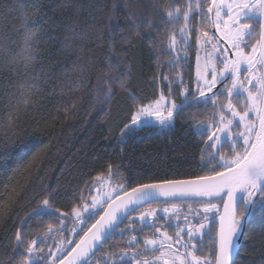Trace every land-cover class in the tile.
<instances>
[{
  "label": "snow or ice",
  "instance_id": "6c2138e0",
  "mask_svg": "<svg viewBox=\"0 0 264 264\" xmlns=\"http://www.w3.org/2000/svg\"><path fill=\"white\" fill-rule=\"evenodd\" d=\"M83 7L89 19L74 24L73 35L79 28L83 38L93 36V42L101 48L107 47L108 51L92 59L108 68L115 59L121 69L118 77H104L105 86L96 91L94 98L101 104V110L115 96L113 84L126 91L132 88L129 80L135 65L130 54L141 26L151 36L161 25H181L179 39L185 48L177 49V35L171 34L169 66L184 58L182 52L186 56L191 17L198 14L210 29L214 27L215 33H219L217 36L203 31L197 37V43L203 40L205 45H211V51L204 49L207 59L202 70L198 51L195 90L189 93L184 87L181 92L186 99L191 96V100L205 110L211 107V116L193 122L190 127L194 133L206 137L200 162L210 168L212 174L191 180L141 183L130 192L125 191L124 199L117 194L116 199L121 202L115 207L114 201L108 203L111 194H105L103 202L108 203V208L104 215L83 232L70 251L62 240L55 242L57 233L68 230L61 217L69 214L49 209L50 202L44 199L41 206L33 208L20 221L21 225L33 216L59 213V227L54 229L48 224L43 236L32 239H27L20 227L15 228L12 255L7 261L0 259V264H65L66 261L67 264H88L90 258H95L94 264H235L233 253L241 237L249 242L260 241L261 246L254 251L260 256L258 264H264V0H165L163 5L158 0H128L119 7L124 10V20L133 35L121 36V46L129 47L120 56L114 52V43L124 30L108 14L117 7L115 0L111 8L104 0H88ZM42 8V0H0V146L5 151L23 130L19 108L33 107L37 104L36 98L46 91L69 99L81 86L92 92V70L88 66L91 60L76 62L71 68L59 62L45 65L44 61L52 57L43 54L42 42L47 43L46 35L48 40H52V36L46 34L37 19L43 15ZM17 13L19 15H15ZM213 13L214 16L210 15ZM97 16L107 18L108 24L101 23ZM59 72L64 73L63 78L57 75ZM155 80L153 77V82ZM163 80L168 82L171 92L172 80L169 76H164ZM218 84L222 89L213 92ZM177 86H182V80ZM129 95L135 99L134 93L129 92ZM221 97H226V103L221 102ZM241 98L243 104L237 109ZM71 106L76 107L75 103ZM189 106L174 101L169 105L167 97L161 94L154 107H137L130 123L124 124L122 135L142 130L153 117L161 127H171L175 117ZM36 111L43 109L37 106ZM226 146L227 153L223 151ZM224 196L227 197L223 201L224 212L218 218L210 216L218 210L213 199ZM188 197L196 198L198 208L188 204L186 214L181 215L183 202ZM177 200L181 203H176ZM154 202L162 206L139 211L145 204ZM100 203V199L93 196L92 204H84L82 211L72 208L71 214L76 218L72 223L85 225L96 215L92 209ZM134 212H139L136 220L132 219ZM173 219L178 223L174 226V234L169 235L161 221L173 227ZM216 219L218 227L213 223ZM124 220L129 222L121 228ZM146 228L152 232L151 237L144 235ZM71 231L78 234L75 227ZM117 233L123 247L108 251L109 246H114L110 242L115 240ZM206 242L211 252L197 255L203 253ZM72 243V240L67 242ZM21 247L23 258L17 261Z\"/></svg>",
  "mask_w": 264,
  "mask_h": 264
},
{
  "label": "trees",
  "instance_id": "16d2710c",
  "mask_svg": "<svg viewBox=\"0 0 264 264\" xmlns=\"http://www.w3.org/2000/svg\"><path fill=\"white\" fill-rule=\"evenodd\" d=\"M87 2L88 0H42L43 15L37 19L39 24L43 25L46 34L52 36V40H48L46 35L47 43L42 42L43 54L52 57L51 60L44 61L45 65L59 62L71 68L76 62L91 60L88 66L92 70L93 88L89 93L81 86L73 92L71 99L46 91L43 96L36 98L37 104L33 107L27 110L19 108V122L23 125V130L9 144L6 151L0 146V259L5 261L12 255L15 228L20 227V221L33 208L41 206L44 199L49 200V209L53 211L59 209L60 213L69 214L61 217L66 221L68 230L62 234L57 233L58 238L55 242L62 240L70 251L75 243L79 242L83 232L99 218L105 207L104 204L95 211L96 215L81 226L83 231L80 227L78 234L71 239V229L76 226L72 223L75 221L74 215L71 214L72 208L80 210L84 204L89 203L94 196L93 187L98 179L109 178L114 185L121 188L118 193L121 195L141 183L191 180L212 174L210 168L204 167L200 162L201 149L204 147L203 141L206 137L194 133L190 127L193 122L204 121L211 116V107L205 110L202 105L195 104L191 96L186 99L185 95H181L184 87H187L189 93L195 90V64L200 44L203 42L200 40L198 44L197 37L203 31L212 34L207 21H202L198 14L190 18L191 35L185 49L186 56L182 52L184 58L173 66H169V61L172 60L168 49L169 39L171 34L176 33L177 49L185 48L179 39L181 25H161L160 30H153L151 36L148 35L146 28L141 26L130 54L135 65L129 80L132 88L126 91L120 89L118 84H113L115 96L101 110V104L94 98L96 91L105 86L104 77H118L121 69L115 59L111 68L92 59L102 57L108 51L107 47L101 48L93 42V36L83 38L79 28L75 29L77 34L73 35L74 24L89 19L83 7ZM126 2L128 0H115L117 7L108 13L124 30L115 39L116 56L122 55L129 47L121 46V36L133 35L128 31V24L124 20V10L119 7ZM158 2L163 5L165 0ZM104 3L111 8L113 0H104ZM97 19L104 25L109 22L103 16H97ZM57 75L63 78L64 73L59 72ZM164 76H169L173 82L171 92L168 82L163 80ZM153 77L156 78L155 82ZM180 80L182 86L178 87L177 83ZM217 89H222V85L219 84L213 92ZM129 92L134 93L135 99ZM161 94L171 98L176 104L184 103L191 106L177 115L173 126L167 130L142 128L134 134L122 135L124 124L130 123L131 114L137 107L157 100ZM221 102L226 103V97H221ZM233 102L235 103V100ZM73 103L76 105L75 108L71 106ZM242 104L241 98V103L236 104L237 109ZM37 106L43 111H36ZM223 151L228 152L227 146ZM222 201L223 199L212 201L217 204L218 210L210 213V216L218 217ZM188 204L198 208L195 201H184L181 215L186 213ZM150 205L139 211H145L147 207L162 206L157 203ZM138 215L139 212H135L132 219L135 220ZM57 216L59 213L53 216H33L24 225L22 232L27 239L43 236L48 224H52L54 229L59 227ZM216 220L213 223L217 227ZM128 222L127 220L121 228ZM176 223L178 222L175 221ZM175 224H172L173 227L164 226L168 229L169 235L174 233ZM144 235L151 237L152 232L146 228ZM139 238L143 239L142 236ZM68 240H72L73 243L67 244ZM205 240L207 241V237ZM110 245L114 246H109L108 251L123 247L118 233ZM260 246L259 240L249 242L243 238L234 259L235 264H258L260 256L254 249ZM19 252L21 255H17V261H22L23 247ZM210 252L211 248L206 242L203 253L197 255ZM211 258L208 256V259ZM94 259L92 258L88 264H94Z\"/></svg>",
  "mask_w": 264,
  "mask_h": 264
},
{
  "label": "rangeland",
  "instance_id": "374dc122",
  "mask_svg": "<svg viewBox=\"0 0 264 264\" xmlns=\"http://www.w3.org/2000/svg\"><path fill=\"white\" fill-rule=\"evenodd\" d=\"M216 35L219 36V33H216ZM205 48H208V50L211 51V45H205L204 42H201L200 48H199L201 70L203 68V65H204L206 59H207V55H206V53L204 51ZM217 67L219 68L220 66L218 65ZM197 71H198V68H197V59H196V64H195V84H196V78H197ZM209 79H210V77H209ZM155 101H153V102H151V103H149L147 105H152L154 107L155 106ZM184 101H186V100H184ZM171 102H173V100L171 98L167 97V103L170 105ZM162 103H164V102H162ZM147 105H145V106H147ZM142 128H155V129H157L159 131H164V130L169 129L170 127H161L158 123H156L155 117H153V118L150 119V121L147 122V126H142ZM120 190H121V188L116 186V185H114L109 178L98 179L96 181V183L94 184L93 193H94V196H96L98 199H100L101 203L98 204L96 206V208L92 209V211L95 212V211L99 210L102 207V205L108 204L109 202H111L114 199L115 195H117L120 192ZM105 194H111L112 199L109 200L108 203H104L103 202L104 199L106 198ZM92 202H93V198L89 201L88 205H91ZM148 209L149 208H147L146 210H148ZM82 210H83V208L80 209V211H82ZM159 214L162 215V216L164 215L162 212L159 213ZM85 216H87V213H85ZM74 218H75V216H74ZM75 225H76L75 228H76V232H77L82 225H79V224H75ZM73 236H74V234L71 232V239H72Z\"/></svg>",
  "mask_w": 264,
  "mask_h": 264
},
{
  "label": "water",
  "instance_id": "95a60500",
  "mask_svg": "<svg viewBox=\"0 0 264 264\" xmlns=\"http://www.w3.org/2000/svg\"><path fill=\"white\" fill-rule=\"evenodd\" d=\"M210 15H213L214 16V13L213 14H210ZM212 32L213 33H215V28L213 27L212 28ZM216 34V33H215ZM131 190H129V191H127V192H130ZM120 196V198L121 199H124V193L123 194H121V195H119ZM219 199H223V201L224 200H226L227 199V197L226 196H224V197H216V198H214L213 199V201L214 200H219ZM196 200V198H194V197H188L185 201H195ZM113 201L115 202L114 204H113V206L115 207V205L116 204H120V202H121V200H119V199H116V198H114L111 202H109V203H113ZM177 201H180V200H177ZM155 203V202H154ZM153 204V203H152ZM147 205H149V204H145L143 207H145V206H147ZM108 208V204L105 206V208L103 209V211H102V213L100 214V216L101 215H104V211L106 210ZM123 209H121V211H120V215L121 216H123ZM224 212V204L222 203V206H221V210H220V213H219V215L220 214H222ZM135 213V212H134ZM134 213H132V215L134 214ZM99 216V217H100ZM99 219V218H98ZM97 219V220H98ZM127 220H124V223L126 222ZM96 222V221H95ZM94 222V223H95ZM124 223H122L121 225H120V227H122L123 226V224ZM23 227H24V225H20V228H21V230L23 229ZM217 227H218V224H217ZM242 240H243V237H241V238H239L238 239V241H237V244H236V249L234 250V253H233V259H235V257H236V255H237V252H238V250H239V247H240V245H241V243H242ZM75 247V246H74ZM70 259V258H69ZM92 258H90L89 259V261L91 260ZM88 261V262H89ZM65 264H67V261L65 262ZM78 264H79V262H78Z\"/></svg>",
  "mask_w": 264,
  "mask_h": 264
},
{
  "label": "flooded vegetation",
  "instance_id": "af4514ba",
  "mask_svg": "<svg viewBox=\"0 0 264 264\" xmlns=\"http://www.w3.org/2000/svg\"><path fill=\"white\" fill-rule=\"evenodd\" d=\"M222 203H223V201H222ZM154 205H155V204H154ZM150 206H151V205H150ZM221 206H222V204H221ZM153 207H154V206H152L151 208H153ZM147 208H150V207H147ZM182 209L184 210V208H182ZM220 210H221V207H220ZM186 212H187V209H186ZM219 212H220V211H219ZM184 214H186V213H184ZM218 215H219V214H218ZM137 217H138V216H137ZM137 217H136V218H137ZM136 218H135V220H136ZM217 218H218V217H217ZM190 219H191V217H190ZM175 221H176V220L173 219V220L171 221V223H172V224H175ZM176 222H177V221H176ZM217 222H218V219L216 220V223H217ZM161 223H162L164 226L168 225V224H164V222H161ZM173 234H174V233H173ZM173 234H172V235H173Z\"/></svg>",
  "mask_w": 264,
  "mask_h": 264
},
{
  "label": "bare ground",
  "instance_id": "6f19581e",
  "mask_svg": "<svg viewBox=\"0 0 264 264\" xmlns=\"http://www.w3.org/2000/svg\"><path fill=\"white\" fill-rule=\"evenodd\" d=\"M211 30H212V28H211ZM213 33V32H212ZM116 198V197H115ZM107 204H105V206H106ZM105 208V207H104ZM143 208V207H142ZM220 213V212H219ZM219 216V215H218ZM217 224H218V222H217ZM23 230V229H22Z\"/></svg>",
  "mask_w": 264,
  "mask_h": 264
}]
</instances>
